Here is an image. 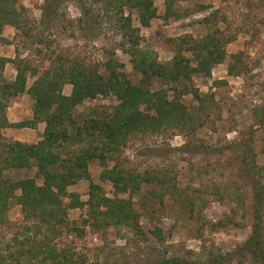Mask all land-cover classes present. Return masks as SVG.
Wrapping results in <instances>:
<instances>
[{"label":"rangeland","instance_id":"rangeland-1","mask_svg":"<svg viewBox=\"0 0 264 264\" xmlns=\"http://www.w3.org/2000/svg\"><path fill=\"white\" fill-rule=\"evenodd\" d=\"M45 2L17 0L30 21V33L23 38L19 31L3 27L0 36L7 42L0 44V57L18 56L33 64L36 60L44 64L48 55H58L84 64H102L112 54L122 65L119 71L125 78L132 84L137 82L139 76L132 71L128 56L119 47L120 38L107 25L98 23L92 30L84 29L82 12L72 0L57 8L54 20L44 21L40 14ZM89 2L82 0V5L86 8ZM162 2L153 0L157 18L150 21L148 28L140 29L142 48L152 51L157 61L163 63L173 56L171 39L184 34L197 39L217 30L220 38L226 39V59L210 70L209 77L192 80L205 103L202 111H196L200 119L192 129L169 130L151 137L132 136L123 147L122 163L129 170L165 171L178 189L177 194L170 195L156 184L144 185L130 198L132 209L139 215L141 236L135 237L125 230L117 236L112 227L93 231L84 222L85 207L67 211L69 232L63 231L51 243L59 250L70 248L82 264H158L161 257H180L184 251L213 257L234 252L251 232L252 202L244 171L247 154L254 159L255 167L264 166V0H182L173 6L182 16L165 23L161 19ZM97 13L93 10L91 20L97 21ZM131 19L137 26L134 12ZM229 55H238L244 68L237 77L226 75ZM13 77V66L5 64L3 80L11 81ZM32 80L26 76V86ZM218 81L223 83L216 84ZM69 92L70 86H63L62 94ZM181 102L188 113L197 105L189 95L183 96ZM115 104L113 97H97L84 101L73 111V116L77 120L98 116L109 112ZM31 109L30 98L18 95L6 108V118L10 123L29 120ZM42 129L43 124L33 130L9 128L2 130L1 135L6 142L34 144L40 139ZM87 170L89 180L78 181L67 192L77 194L84 201L88 184L92 183L110 198V184L98 176L102 167L91 162ZM34 173L35 168L31 167L10 170L4 175L19 180L33 178ZM257 178L264 189V169L258 171ZM197 186H204L205 192L197 194L190 211L182 197L191 198V188ZM235 193L240 195L242 205L231 198ZM119 197L127 198L124 194ZM62 201L67 203V199ZM18 210L13 199L6 214L8 225L0 230V249L12 236L22 232V227L29 225L21 221ZM260 216L264 253V204ZM154 227L162 233L160 243L151 235ZM252 263L255 262L246 256L230 264Z\"/></svg>","mask_w":264,"mask_h":264},{"label":"trees","instance_id":"trees-1","mask_svg":"<svg viewBox=\"0 0 264 264\" xmlns=\"http://www.w3.org/2000/svg\"><path fill=\"white\" fill-rule=\"evenodd\" d=\"M65 1L68 0H46L40 19L54 20L57 8ZM72 1L82 12L84 29L92 30L94 24L100 23L118 35L121 52L128 56L132 71L139 77L134 84L126 79L119 71L122 65L112 54H108L102 64H84L58 55H48L44 64L39 60L33 64L18 56L0 57V230L8 225L6 214L13 199L21 221L29 224L0 249V264H82L79 263L81 258L70 248L59 250L51 243L63 231L69 232L67 211L82 207L86 208L84 222L93 231L112 227L117 236L124 230L135 237L141 236L139 215L132 209L130 198L144 185L156 184L170 195L177 194L178 189L165 171L136 173L129 170L122 163L123 147L132 136L151 137L169 130L192 129L200 119L196 111H202L205 105L192 80L209 77L210 70L226 59V39L223 41L214 30L197 39L187 34L171 39L173 56L166 62H158L152 51L140 46L139 35L140 29L148 28L150 21L157 18L153 0H90L86 8L82 0ZM179 1L182 0H163L161 19L164 23L182 16L173 9ZM93 10L99 12L96 22L91 20ZM131 12L135 14L137 26L132 24ZM29 22L24 7L17 4V0H0V35L2 28L9 26L19 31L21 37H28ZM6 42L0 36V44ZM7 63L14 69L11 81L2 78ZM243 71L239 56L229 55L226 75L237 77ZM26 76L33 78L28 86ZM65 85L70 86L68 95L62 94ZM21 94L32 101L31 117L10 123L6 108ZM187 95L197 104L190 108L192 113H188L181 102ZM108 96L116 102L109 112L74 118L73 111L84 101ZM38 124H43V129L34 144L6 142L1 135L4 129L33 130ZM246 156L248 165L244 176L250 186L253 219L248 238L232 253L203 257L184 251L180 257H161L158 264H230L246 256L255 262L252 264H264L260 221L264 189L257 178L264 166L255 167L254 159ZM91 162L102 167L98 176L110 184V198L92 183L88 184L84 201H80L77 194L67 192L78 181L89 180L87 167ZM31 167L35 168L33 178L12 180L4 175L10 170ZM202 192H205L204 186H197L191 188V198L182 197L190 211L197 194ZM122 194L127 198L119 197ZM231 198L243 204L239 194H232ZM62 199H67V203ZM161 234L158 227L151 231L159 243Z\"/></svg>","mask_w":264,"mask_h":264}]
</instances>
